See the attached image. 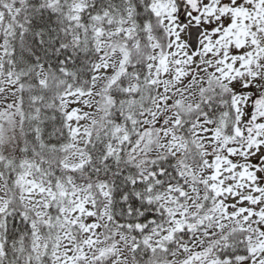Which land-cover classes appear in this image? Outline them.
<instances>
[{"label":"snow or ice","instance_id":"snow-or-ice-1","mask_svg":"<svg viewBox=\"0 0 264 264\" xmlns=\"http://www.w3.org/2000/svg\"><path fill=\"white\" fill-rule=\"evenodd\" d=\"M0 264H264V0H0Z\"/></svg>","mask_w":264,"mask_h":264}]
</instances>
